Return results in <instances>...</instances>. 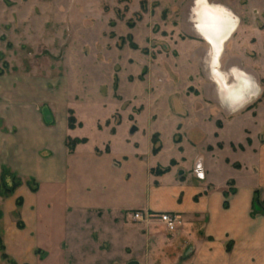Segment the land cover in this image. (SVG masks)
<instances>
[{
	"label": "rangeland",
	"instance_id": "374dc122",
	"mask_svg": "<svg viewBox=\"0 0 264 264\" xmlns=\"http://www.w3.org/2000/svg\"><path fill=\"white\" fill-rule=\"evenodd\" d=\"M197 1L0 0V78L35 72L67 82L74 117L84 123L76 135L91 147L129 154L136 146L155 171L174 167L192 182L200 157L218 185L233 177L230 165L240 163L248 183L259 186L264 157L234 144L249 136L264 154V0H207L239 24L221 54V72L251 75L260 90L234 112L221 97L232 106L245 82L236 78L235 91L225 93L210 74V45L195 29ZM4 176L0 169V216L13 195L6 189L16 179L23 184L18 178L7 184ZM3 232L0 217V240ZM59 232L53 228L48 239L55 242ZM23 253L38 263L34 253ZM42 253L48 264H74L73 254L57 245ZM0 264H12L1 247Z\"/></svg>",
	"mask_w": 264,
	"mask_h": 264
},
{
	"label": "crops",
	"instance_id": "0c3cea01",
	"mask_svg": "<svg viewBox=\"0 0 264 264\" xmlns=\"http://www.w3.org/2000/svg\"><path fill=\"white\" fill-rule=\"evenodd\" d=\"M70 99L67 82L35 72L0 78V169L7 184L23 181L2 215L5 253L16 264H31L19 252L48 264L41 253L56 245L74 264H264V166L259 186L248 183L240 163L218 185L200 157L190 170L196 182L174 167L157 174L136 146L119 154L77 136L84 123L69 126ZM69 139L86 142L71 151ZM234 145L264 157L249 136ZM138 211L173 214L176 230L158 217L134 221ZM53 228L60 231L55 242L47 236Z\"/></svg>",
	"mask_w": 264,
	"mask_h": 264
},
{
	"label": "bare ground",
	"instance_id": "6f19581e",
	"mask_svg": "<svg viewBox=\"0 0 264 264\" xmlns=\"http://www.w3.org/2000/svg\"><path fill=\"white\" fill-rule=\"evenodd\" d=\"M194 14L196 32L210 45L211 64L213 67V63L217 65L216 60H218L221 56L222 50L224 48V43H226L231 38V35L237 30L239 25L238 20L226 9L218 5H211L207 0L197 1L196 11L194 12ZM226 75L223 74L225 79L227 78ZM212 77L218 84L220 90H225V93L235 91L232 90V86H234V83L237 81L236 78L241 77L242 79L240 80H242L243 83L245 82L244 87H239V93H241V95L243 94V97L240 98L239 101L234 102L232 106L226 105L222 101L221 97L222 104L229 112H234L245 107L249 102H251V100L255 98V95H258L260 93L255 79L251 75H246L238 70L232 72L231 78L234 79L233 81H230L228 80V78V84L226 83V80H224L220 75L214 74V76ZM246 91H249V93L244 96V93H246Z\"/></svg>",
	"mask_w": 264,
	"mask_h": 264
},
{
	"label": "trees",
	"instance_id": "16d2710c",
	"mask_svg": "<svg viewBox=\"0 0 264 264\" xmlns=\"http://www.w3.org/2000/svg\"><path fill=\"white\" fill-rule=\"evenodd\" d=\"M77 125H79L80 127H81V124H77V120H76V118L74 117V113H73V111H71L70 112V117H69V126L71 127V128H75ZM86 142V139H82V140H80V139H69V141H68V146H69V148H70V150L72 151V150H74L75 149V147L78 145V144H80V143H85ZM169 171V169H165V170H163L162 172H157V171H154L155 173H157V174H164V173H166V172H168ZM14 178H17V177H14ZM16 181H19V180H17L16 179ZM15 181V183L12 185V187L11 188H7L6 189V192L8 193V194H12V193H14V191L19 187V186H21V182L19 181V182H16ZM3 183H5L4 181H3ZM27 185L31 188V190H33V191H36L37 190V185H36V183L35 182H33L32 180H28L27 182ZM18 203H19V206L21 205V203H22V200H19L18 201ZM255 206H257L258 208H261L262 207V203L260 202V200L258 199V197L255 199ZM0 217H2V214H1V216ZM0 247H1V250L3 251V255H4V257L6 258V259H9V261L12 263V264H16L6 253H5V246H4V243H3V240L1 239L0 240Z\"/></svg>",
	"mask_w": 264,
	"mask_h": 264
},
{
	"label": "built area",
	"instance_id": "2783aa9c",
	"mask_svg": "<svg viewBox=\"0 0 264 264\" xmlns=\"http://www.w3.org/2000/svg\"><path fill=\"white\" fill-rule=\"evenodd\" d=\"M199 169V168H198ZM158 217L161 223H163L167 230L175 231L177 226V217L173 214H161V215H152L150 213L144 212H135L133 214V220L137 222H148L151 218Z\"/></svg>",
	"mask_w": 264,
	"mask_h": 264
},
{
	"label": "flooded vegetation",
	"instance_id": "af4514ba",
	"mask_svg": "<svg viewBox=\"0 0 264 264\" xmlns=\"http://www.w3.org/2000/svg\"><path fill=\"white\" fill-rule=\"evenodd\" d=\"M233 34H234V33H233ZM233 34H232V35H233ZM232 35H231V37H232ZM230 39H231V38H230ZM230 39H229V40H230ZM229 40H228V41H229ZM228 41H227V42H228ZM227 42H226V43H227ZM226 43H224L223 47H225ZM224 49H225V48H223V50H224ZM223 50H222V52H223ZM221 54H222V53H221ZM220 58H221V56H220ZM220 58H219L218 60H216L217 65L213 63V67L210 68V74H211L212 76H214V74H215V75H220L221 77H223L224 80H226V83L228 84L227 79L230 78L231 75H226L225 73L221 72V66H220L221 64H220V61H219ZM215 68H216V69H215ZM214 72H215V73H214ZM223 74L227 76L226 79H225V77L223 76ZM259 95H260V93H259L258 95H255V98H257ZM255 98H254V99H255ZM251 101H252V100H251Z\"/></svg>",
	"mask_w": 264,
	"mask_h": 264
},
{
	"label": "water",
	"instance_id": "95a60500",
	"mask_svg": "<svg viewBox=\"0 0 264 264\" xmlns=\"http://www.w3.org/2000/svg\"><path fill=\"white\" fill-rule=\"evenodd\" d=\"M137 131V127H133L132 128V131H131V134H133L134 132H136ZM199 168V167H198ZM200 169V168H199ZM200 177H202L201 175H200ZM133 264H135V262H132Z\"/></svg>",
	"mask_w": 264,
	"mask_h": 264
}]
</instances>
